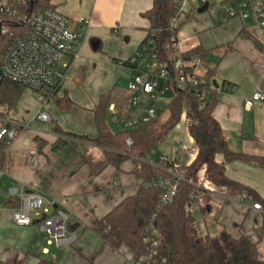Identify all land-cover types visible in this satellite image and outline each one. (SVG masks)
Segmentation results:
<instances>
[{
	"label": "crops",
	"instance_id": "obj_1",
	"mask_svg": "<svg viewBox=\"0 0 264 264\" xmlns=\"http://www.w3.org/2000/svg\"><path fill=\"white\" fill-rule=\"evenodd\" d=\"M153 2L62 0L56 3L51 0V4L69 19L72 31L80 30V19L89 22L76 55L64 54L59 61L60 69L67 71V79L56 94L59 98L69 96L74 107L63 112L53 99L43 105L32 95L26 96L25 103L27 90L15 112L2 104V110L11 111L13 118L22 125L29 126L34 120L45 124L38 119V114L47 113L50 121L46 123L53 125V134L28 128L4 155L5 161L0 167V264H39L40 258L58 264H126L132 255L127 248L116 250L110 247L92 227L125 198L137 192L140 180L131 174L133 165L128 169L123 166L117 178L111 167L96 176L83 160L85 157L101 160L103 151L84 142L61 138L55 134L54 127L57 125L67 132L96 138L93 110L100 96L113 87H121L122 78L128 82V74L121 63L145 44L150 23L144 14L153 8ZM199 9L192 4L178 30L181 52L187 55L199 47L201 51L197 55L207 60V66L196 72L203 78L211 72L212 79L219 86V102L213 115L230 149L264 156V106L256 104L249 110L245 108V101L255 93L264 94V38L250 22L228 19L225 14L224 21L215 22L207 12V18L201 20L205 26L201 25L203 31L194 29L193 37L184 29L194 17L193 12L198 13ZM244 30L245 37L241 34ZM205 31H208V39L197 37ZM174 130L177 134L172 142L175 139L194 142L189 131L180 125ZM36 136L45 140L47 146L38 156V167L31 169L28 152L32 150ZM57 149L65 152L57 158L51 156L50 152H57ZM216 162L225 166L228 178L264 199V169L244 162L227 163L222 155L216 156ZM22 186L46 199L47 205L53 208L52 212L59 210L68 215L69 225H79L76 234L85 230L84 234L74 244L59 245L41 231L38 221L44 215L39 220L40 216L36 214L31 226L15 225L11 211L18 206ZM237 191L234 199L226 188L214 185L213 193H202L198 206L191 212L194 226L203 236H216L222 231L234 237L246 236L257 242L259 256L264 260V237L258 236L264 227V208L254 210L253 206L258 202L253 196ZM55 202L57 204L52 205ZM71 219H74L73 224ZM203 223L206 235L201 233Z\"/></svg>",
	"mask_w": 264,
	"mask_h": 264
},
{
	"label": "trees",
	"instance_id": "obj_2",
	"mask_svg": "<svg viewBox=\"0 0 264 264\" xmlns=\"http://www.w3.org/2000/svg\"><path fill=\"white\" fill-rule=\"evenodd\" d=\"M49 3L45 0H35L22 9L24 13L32 15ZM175 11L174 0H154L153 8L144 14L150 23L149 34L144 41L148 44L153 41L152 47L159 56L160 63L170 67L172 55L169 50L171 34L168 31V21ZM244 30L241 34H243ZM26 32V28L18 24L8 23L0 18V66L2 54L16 36ZM250 37V36H249ZM200 48L192 49L187 57L195 56ZM211 78V72L204 76V80ZM27 90L26 87L3 81L1 85L0 103L7 105L15 112L17 106ZM173 100L168 104L167 120L158 124L152 123L133 130L123 129L114 131V123L109 108L115 105L119 112L129 107L130 94L120 88L113 87L108 93L100 96L98 104L93 110V121L97 131L96 138L64 131L55 126L54 132L61 138L84 142L98 147L103 151L101 160L85 157L84 165L88 166L94 175H100L111 167L116 171V178L129 160H133L131 174L140 180L137 192L125 198L108 214L99 219L92 230L99 234L113 249H129L135 257L154 253L158 261L165 264H264L259 256L258 244L246 236L234 237L226 231L216 236H203L194 226V218L188 211L193 186L185 181L178 184V191L173 201L160 207V198L163 190L156 186L159 179L170 178L164 163L152 165L147 161L152 149L164 143L169 134L180 123L184 106L188 109L190 120L189 133L193 138L199 154L191 166L184 168L185 178L196 179L198 173L205 168L206 180L217 188H226L230 197L234 199L238 191L248 192L264 208V199L256 193L246 189L226 175L224 165L216 162V156L222 155L227 163L244 162L264 169V156L248 155L233 152L226 140L219 122L214 118V110L219 102L217 89H212L208 99L203 102L197 98L194 91H183L173 87ZM56 106L63 112L74 107V103L65 95L61 98L55 93L52 97ZM131 139L133 146L127 148L126 140ZM33 146L42 154L47 142L36 136ZM4 154L0 153V167L4 164ZM160 165V167H159ZM153 225L159 237H153V246L145 242L149 227ZM259 238L264 237V227L259 231ZM39 264H58L47 258H40Z\"/></svg>",
	"mask_w": 264,
	"mask_h": 264
},
{
	"label": "built area",
	"instance_id": "obj_3",
	"mask_svg": "<svg viewBox=\"0 0 264 264\" xmlns=\"http://www.w3.org/2000/svg\"><path fill=\"white\" fill-rule=\"evenodd\" d=\"M40 8L36 13L28 15L22 9L35 0H0V18L8 23L18 24L26 28V32L16 36L6 46L0 66V93L3 81L22 85L38 94V101L45 105L57 90L63 87L67 79V71L60 69L59 61L62 55H76V51L84 39L89 22L80 19L81 28L78 32L69 27V19L61 14L52 4ZM192 4L198 8L208 5L207 13L213 17L221 11L228 19L250 21L251 27L264 38V0H174L175 11L168 21V31L171 34L169 50L172 55L170 67L159 62V56L150 46L153 41L143 44L135 54L121 63L124 72L128 74L127 91L130 94V104L123 112H119L114 105L110 107L112 120L116 125H123L124 129H137L152 123L158 118L156 100L170 93L173 87L183 91H194L197 98L205 102L214 86L208 87L206 80L196 70L203 66L198 55L187 57L181 52L177 38L178 30ZM218 91V89H217ZM219 98V95H218ZM264 106V94L255 93L245 101V108L254 105ZM0 103V153L8 154L18 136L29 128L19 124L11 111H3ZM38 119L42 123L50 121L47 113L40 112ZM181 124V125H180ZM185 131H189L190 120L187 106H184L180 123ZM131 139L126 140L127 148L133 146ZM170 154L161 155L152 165L159 163L166 165L170 178L159 179L156 186L163 190L160 207L169 205L178 191V184L185 181L193 186L188 211L192 212L199 203L202 193H213V184L206 180L205 168L196 179H186L184 168L189 167L196 160L199 150L194 142L175 139ZM38 153L28 152V162L31 169L38 167ZM160 167V165H159ZM117 186V184H115ZM46 199L22 186L18 195V206L12 209L11 219L19 227L33 224L31 214L43 208ZM53 203L52 205H56ZM253 209L262 211L260 204H254ZM45 219L40 223L42 232L48 234L51 240L59 245L74 244L78 238L76 233L68 231L69 216L63 212L43 209ZM153 237H159L153 225L148 229L145 242L151 245ZM160 242H153V246ZM126 264H165L158 261L154 253L128 258Z\"/></svg>",
	"mask_w": 264,
	"mask_h": 264
},
{
	"label": "rangeland",
	"instance_id": "obj_4",
	"mask_svg": "<svg viewBox=\"0 0 264 264\" xmlns=\"http://www.w3.org/2000/svg\"><path fill=\"white\" fill-rule=\"evenodd\" d=\"M54 2L56 3H59L61 2L62 0H53ZM194 14V17L192 18L191 22L187 24V26L185 27V32H188L189 34H191V36L194 37V32L193 30L194 29H198L199 31H203L201 25L204 26V21H201L203 20L204 18H207V14L206 13H203V14H198L197 11L193 12ZM213 18H214V21L215 22H221L224 18V13L223 11H221L218 15H213ZM224 21V20H223ZM250 21H248L249 23ZM205 27V26H204ZM202 29V30H201ZM198 38H200L201 40H205V39H208V31H205V32H201L200 35L197 36ZM201 57L203 58L205 64H203V66L201 68H203L204 66H207V60L205 59L204 56L201 55ZM202 60V61H203ZM203 62V63H204ZM213 81L214 79L211 78H208V80H206V84L208 87H212L213 86ZM121 84V87L120 89L123 90V91H126L127 90V84L128 82L122 78V82L120 83ZM70 87V86H69ZM72 88V87H71ZM27 95H32L33 97H38V94L36 92H33L29 89H27L26 91V94H25V100L23 102L27 103V100L28 98H26ZM173 100V94L170 92L168 94H166L165 96L163 97H159L157 98L156 100V111H157V114H158V118L156 119V122L158 124H162L164 123L167 118H168V113H167V107H168V104ZM52 105V103H51ZM32 112V111H31ZM33 118V115L29 118V120H31ZM74 124L75 126V123H72ZM69 125H71V122L69 123ZM181 125V124H180ZM29 128L32 130V129H36V130H42L43 132H46L48 134H53L52 132V128H53V125L51 123H45V124H42L38 121V120H34L33 122H31V124L29 125ZM111 128L114 130V131H121L124 129V126L123 125H116L114 123H111ZM129 130H133V129H129ZM30 131V130H29ZM176 131L173 130L167 140L164 142V143H161V144H158L156 145L153 149H152V152L150 155H148L147 157V161L149 162H152V161H155L157 160L161 155H164V154H170L173 150V147L171 146L172 145V140L174 139L175 135H176ZM53 147V146H51ZM78 148V147H77ZM32 150L36 151V149L34 148V146L32 147ZM78 152H81V148L79 147L78 149ZM37 152V151H36ZM65 151H62L61 149V152H60V149H57V152L56 151H51V156L53 157H58V155L60 156L61 154L63 155ZM38 153V152H37ZM39 155V154H38ZM49 156V154H48ZM50 157V156H49ZM133 165V160H129L125 165H124V169H128L129 167H131ZM45 208H48L49 211L51 212L52 211V206H49L47 205V203L43 206L42 209L36 211V212H33L31 214V217L32 219H34L35 215L36 214H39L40 218L39 220L42 219L43 215H45V213L43 212V209ZM71 224H73L74 222V219L70 220ZM201 233L206 235L207 234V230H205V224H201ZM85 230H79L77 232V238H80L83 234H84Z\"/></svg>",
	"mask_w": 264,
	"mask_h": 264
},
{
	"label": "water",
	"instance_id": "obj_5",
	"mask_svg": "<svg viewBox=\"0 0 264 264\" xmlns=\"http://www.w3.org/2000/svg\"><path fill=\"white\" fill-rule=\"evenodd\" d=\"M207 10H208V5L206 4V5H204L202 8L199 9L198 13H199V14H203V13L207 12ZM213 86H214L216 89L219 88V86L217 85L216 81L213 82ZM44 219H45V217H43L42 220H44ZM42 220H41V221H38V223H41ZM78 227H79V225H69V226H68V231H69L70 233H76V231L78 230Z\"/></svg>",
	"mask_w": 264,
	"mask_h": 264
}]
</instances>
